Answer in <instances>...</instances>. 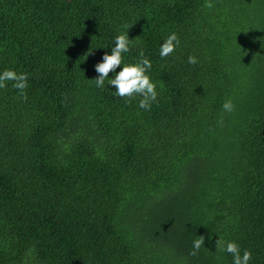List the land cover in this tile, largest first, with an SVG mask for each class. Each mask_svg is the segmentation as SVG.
<instances>
[{"label": "trees", "instance_id": "trees-1", "mask_svg": "<svg viewBox=\"0 0 264 264\" xmlns=\"http://www.w3.org/2000/svg\"><path fill=\"white\" fill-rule=\"evenodd\" d=\"M212 3L0 0V264H264V0ZM125 25L150 110L93 80Z\"/></svg>", "mask_w": 264, "mask_h": 264}, {"label": "clouds", "instance_id": "clouds-1", "mask_svg": "<svg viewBox=\"0 0 264 264\" xmlns=\"http://www.w3.org/2000/svg\"><path fill=\"white\" fill-rule=\"evenodd\" d=\"M204 6L209 9L214 7L212 0H205ZM130 25H125L126 31L114 37V46L111 48V54L105 52L102 60L96 63L94 67L97 77L93 80L99 88H104L107 80V84L115 88L114 95L124 98L126 103H130L132 99L139 96L138 106L142 109L150 110L152 103L157 99L156 83L151 80L148 74L152 67L151 61L145 56L143 49L140 50L139 58L135 62L126 63L123 56L124 53L130 51L133 41V39L128 37ZM178 45L177 34L175 32L169 34L160 45V58L165 59L170 56ZM87 55L88 53H86L85 57ZM188 63L191 65L197 64V58L189 56ZM117 68H119V71H116ZM110 73L114 74L113 78H109ZM8 81L13 82L12 87L17 89L20 97L26 101L28 97L25 90L28 88V74L5 69L0 72V89L5 88ZM222 107L225 112L234 111V105L231 100H226ZM222 122L221 120L220 123ZM204 239V236H199L198 239L193 241V247L189 255L193 257L198 255L200 248L204 244ZM215 248L217 251H226L231 254L233 264H249L252 258L249 250H244L241 255L239 245L232 241L225 244L224 241L218 239L215 242Z\"/></svg>", "mask_w": 264, "mask_h": 264}]
</instances>
